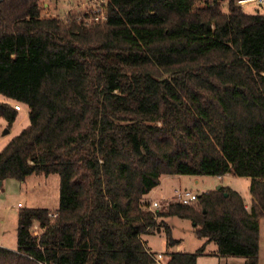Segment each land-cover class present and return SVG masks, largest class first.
Here are the masks:
<instances>
[{
	"label": "trees",
	"instance_id": "trees-1",
	"mask_svg": "<svg viewBox=\"0 0 264 264\" xmlns=\"http://www.w3.org/2000/svg\"><path fill=\"white\" fill-rule=\"evenodd\" d=\"M40 0H0V119L29 108V124L0 151V182L57 175L55 240H30L45 209L18 214L17 249L0 264H154L143 236L168 217L194 223L217 255L258 264L264 219V13L236 0H107L106 20L43 17ZM224 8L226 10H224ZM88 17L85 15V18ZM239 99L261 127L259 173L247 170L250 202L228 186L189 205L154 212L147 196L163 177L234 176L225 137L237 133ZM173 252L167 264H196Z\"/></svg>",
	"mask_w": 264,
	"mask_h": 264
},
{
	"label": "rangeland",
	"instance_id": "rangeland-1",
	"mask_svg": "<svg viewBox=\"0 0 264 264\" xmlns=\"http://www.w3.org/2000/svg\"><path fill=\"white\" fill-rule=\"evenodd\" d=\"M107 0H40L39 8L42 16H53L60 21L69 17L77 19L90 16L98 6ZM49 5V11L44 13L43 3ZM71 8V9H70ZM245 13H264V0L261 5L248 4L241 7ZM68 9H70L68 11ZM224 10H226L224 8ZM7 100L0 95V102ZM16 120L10 127L5 120L0 119V151L16 135L29 124V108L19 104ZM230 113L237 124L243 146L237 142L232 130H227L225 137V159L234 176H226L222 180L211 176H182L176 182H165L169 190H188L197 196L217 186H228L237 191L245 203L250 200L249 178L242 175L247 170L259 173V157L261 153L262 130L255 113L246 116L242 109V102L235 99ZM60 181L57 175L28 176L23 182L6 179L0 186V247L15 251L17 249L18 214L24 209H45L50 213L59 207ZM173 195V194H172ZM171 201L161 203L162 209ZM159 208V209H160ZM164 222L170 227L171 234L178 241L179 250L185 254H195L202 247L203 253L197 257L196 264H244V259L238 257H221L217 255V247L213 242L206 243L205 239H198L194 234V223L187 219L168 217ZM259 254L258 264H264V219L259 220ZM143 242L150 252L170 254L175 252L176 246L169 247L163 230L155 234L143 236Z\"/></svg>",
	"mask_w": 264,
	"mask_h": 264
},
{
	"label": "built area",
	"instance_id": "built-area-1",
	"mask_svg": "<svg viewBox=\"0 0 264 264\" xmlns=\"http://www.w3.org/2000/svg\"><path fill=\"white\" fill-rule=\"evenodd\" d=\"M263 0H236V4L240 7H243L248 4H257L261 5ZM104 1L95 9L89 17L83 16L82 19H85L87 23H102L106 20L105 11H104ZM78 20H81L79 18ZM16 111L20 110L19 105H14ZM226 176V175H225ZM224 177V176H222ZM222 177H218L221 179ZM197 195L188 190L175 189L173 191L172 198L169 201L178 202L183 205L192 204L197 200ZM168 199L163 193L159 194L157 198L152 196L147 197L148 209L152 212L158 210L161 206V203L167 202ZM57 213L52 212L47 214V222H36L34 223L28 231L30 240L34 242L37 246L43 248L45 246H51L52 241L55 240L56 232V219ZM169 259V254L165 253H155L153 256L154 264H167ZM40 264H55L48 262H40Z\"/></svg>",
	"mask_w": 264,
	"mask_h": 264
},
{
	"label": "crops",
	"instance_id": "crops-1",
	"mask_svg": "<svg viewBox=\"0 0 264 264\" xmlns=\"http://www.w3.org/2000/svg\"><path fill=\"white\" fill-rule=\"evenodd\" d=\"M43 8H44V13H46V12H50L49 11V5L46 3V2H44L43 3ZM71 9V8H70ZM70 9H68V11L70 10ZM43 17H53V16H43ZM54 18V17H53ZM2 102H7V103H9V104H14L12 101H7V100H4V101H2ZM20 111V110H19ZM226 176H230V175H226ZM226 176H224V177H226ZM181 177L182 176H173V177H163L162 179H161V181H160V184L158 185V187H156L155 189H153L151 192H150V194L148 195V196H152V197H154V198H157L158 197V195L159 194H161V193H163L164 195H166V197H167V199H168V201L172 198V194H173V191H171V190H169L168 189V187H166L165 185V182H167L168 183V181L169 182H176V181H178L179 179H181ZM224 177H222L221 179H219V180H222ZM218 178V177H217ZM230 188V187H229ZM232 189V188H231ZM147 196V197H148ZM249 202H250V200H249ZM249 202L248 203H245V205L246 206H248L249 205ZM174 239V238H173ZM176 240V239H175ZM175 252H180V250H179V247L178 246H176V250H175Z\"/></svg>",
	"mask_w": 264,
	"mask_h": 264
},
{
	"label": "water",
	"instance_id": "water-1",
	"mask_svg": "<svg viewBox=\"0 0 264 264\" xmlns=\"http://www.w3.org/2000/svg\"><path fill=\"white\" fill-rule=\"evenodd\" d=\"M1 184H2V182H0V186H1ZM219 188H220V186H217V187H216V190H218Z\"/></svg>",
	"mask_w": 264,
	"mask_h": 264
}]
</instances>
